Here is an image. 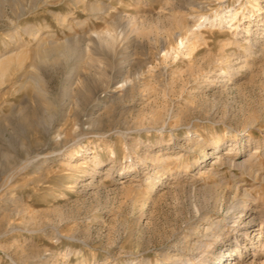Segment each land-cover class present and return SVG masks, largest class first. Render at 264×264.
Wrapping results in <instances>:
<instances>
[{"label":"rangeland","instance_id":"rangeland-1","mask_svg":"<svg viewBox=\"0 0 264 264\" xmlns=\"http://www.w3.org/2000/svg\"><path fill=\"white\" fill-rule=\"evenodd\" d=\"M0 264H264V0H0Z\"/></svg>","mask_w":264,"mask_h":264},{"label":"bare ground","instance_id":"bare-ground-1","mask_svg":"<svg viewBox=\"0 0 264 264\" xmlns=\"http://www.w3.org/2000/svg\"><path fill=\"white\" fill-rule=\"evenodd\" d=\"M237 13H238V11L237 12H235V13H229L228 15H226L225 17H223L221 20H220V22H224V21H226L227 19H226V17H228L229 18V21H232V25H234L235 26V28L234 29H236L237 27H238V18H237ZM175 19H176V17H175ZM205 19H210V18H208V17H205ZM177 20H179V19H177ZM181 21V20H180ZM214 21V19H211L210 20V22H213ZM182 23V22H181ZM183 25V24H182ZM180 27H181V25H180ZM248 32H250V29H248L247 30ZM198 37H199V35H198V33H197V31H192L191 32V35L190 36H182L181 38H180V45H182L183 47H184V49L186 48L187 49V53H190L192 50H193V45H194V42L196 41V42H198L199 40H200V37H199V40L197 41L196 39H198ZM99 42H100V44L101 45H104L105 47L106 46H110L112 43H114L113 41H114V38H113V35H112V33H110V31L109 32H107L105 35H102V36H99ZM238 42V41H237ZM61 45V44H60ZM181 47V46H180ZM195 47V46H194ZM70 48V47H69ZM62 49V48H61ZM56 50V49H55ZM60 50V49H59ZM63 50V49H62ZM181 50V49H180ZM44 51V50H43ZM68 52V51H67ZM183 53L185 52V51H182ZM51 53V52H50ZM54 53V52H53ZM57 53V52H56ZM41 54H42V52H41ZM53 55V54H52ZM60 55V54H59ZM44 59V58H43ZM98 66H99V68L101 69L102 67H101V60L98 58V59H94L93 60ZM92 61V62H93ZM103 71V70H102ZM102 71L101 70H99V71H96L97 72V74H99V76H98V78H97V80H95L94 78H93V80H95V81H93L94 83H93V86H90V85H88V82H87V80L86 81H84V85H83V87H85V93L87 94V92H88V94L87 95H89L90 96V94L91 93H93V90H98V89H100L101 88V79H103V76H104V74L102 73ZM104 72V71H103ZM94 74V73H93ZM95 76V75H94ZM38 78L40 79V76H38ZM38 80V79H37ZM86 82V83H85ZM38 83V82H37ZM80 84H82V83H80ZM67 91L69 92L70 90H69V88H68V86H67ZM82 89V88H81ZM80 90V89H79ZM101 90V89H100ZM67 91H66V93H67ZM74 95H75V93H74ZM60 134V133H59ZM58 139H60V137H57ZM126 170V169H125ZM122 174V173H121ZM123 177H125V176H123V174H122V178ZM150 188H151V190L154 188V183L152 182V184H151V186H150ZM236 207V206H235ZM219 263V262H218Z\"/></svg>","mask_w":264,"mask_h":264}]
</instances>
